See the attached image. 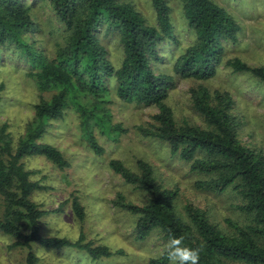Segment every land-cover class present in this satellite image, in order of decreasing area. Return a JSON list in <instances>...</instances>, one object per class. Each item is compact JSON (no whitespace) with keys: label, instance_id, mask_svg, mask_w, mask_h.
Wrapping results in <instances>:
<instances>
[{"label":"trees","instance_id":"obj_1","mask_svg":"<svg viewBox=\"0 0 264 264\" xmlns=\"http://www.w3.org/2000/svg\"><path fill=\"white\" fill-rule=\"evenodd\" d=\"M45 1L64 26L61 41L51 55L32 36L35 2L0 0V61L9 52L25 63L27 75L40 93L34 116L16 142L6 126L0 125V232L15 238L14 244L27 247L25 264L38 262L31 243L53 250L75 248L92 260L121 253L86 242L82 232L75 241L42 235L40 219L46 211L31 199L42 186L30 178L31 172L22 162L24 156L36 154L59 169L69 165L57 148L38 142L48 120L61 117L66 108L77 113L80 130L97 154L103 148L97 143L94 129L113 140L125 133L127 130L120 124L111 122L110 79L116 84L115 95L120 101L157 108L151 125L136 126L137 131L167 143L172 155L189 163L190 170L202 176L194 183L197 189L217 195L234 193L239 203L233 207L245 219L241 224L227 218L223 229L193 204L179 210L177 189L162 187L148 162L138 159L139 172H134L120 160L111 159L110 168L148 196L142 205L124 203L122 197L116 201L136 216L135 238L144 240L152 232H158L167 242L170 237H182L185 245L200 248L198 264H264V151L239 140L234 100L227 91H210L202 85L191 90V101L202 116L203 126L174 119L165 102L174 77L156 73L153 67L163 61L159 54L162 44L180 46L167 1L150 0L154 23H149L127 0ZM180 2L195 39L175 54L174 73L208 80L222 65L232 72L249 73L264 83V66L225 57L226 46L237 44L241 31L229 11L212 0ZM99 29L116 33L123 50L118 66L108 58L97 36ZM71 207L82 221L85 212L77 198H73ZM149 264H168L166 251Z\"/></svg>","mask_w":264,"mask_h":264},{"label":"rangeland","instance_id":"obj_2","mask_svg":"<svg viewBox=\"0 0 264 264\" xmlns=\"http://www.w3.org/2000/svg\"><path fill=\"white\" fill-rule=\"evenodd\" d=\"M35 2L33 15L35 29L33 38L51 55L55 44L61 41L64 26L59 22L45 0ZM129 1L149 23L155 22L150 0ZM175 33L180 46L162 44L159 54L163 61L153 64L156 73L173 75L174 85L169 90L166 104L171 108L174 119L203 126L202 116L195 111L191 101V90L205 86L210 91H227L234 100L233 113L239 122L238 138L244 144L264 151V83L249 73L232 72L219 66L215 76L208 80H197L174 73L172 64L175 54L191 44L195 35L186 25L180 0H166ZM229 11L240 24L238 42L227 45L225 57H239L252 66H264V0H212ZM100 37L113 65L118 66L123 50L116 33L99 29ZM8 54V55H7ZM0 61V125H5L14 142L24 134L26 125L34 116V105L40 93L32 77L27 75L25 63L7 52ZM112 92L108 107L111 122L120 124L127 131L113 140L94 129L101 154L95 153L83 136L79 118L71 108H66L61 117L49 119L45 132L38 139L57 148L69 165L59 169L43 155H26L22 162L30 178L39 182L42 189L36 190L31 199L46 211L40 219V232L45 236L78 239L82 232L85 241L94 246L106 245L121 253L108 258L92 260L84 251L75 248L47 249L31 243L38 257L37 264H149L166 251L167 241L158 232H152L144 240L135 238L136 216L116 203L142 205L147 194L127 183L109 166L111 159L120 160L126 167L139 172L137 160L148 162L157 182L164 188H176L177 207L193 204L205 210L215 224L223 229L225 219L244 223L245 219L233 207L239 203L237 196L214 194L197 189L195 181L202 176L192 172L189 163L172 155L167 143L157 138L142 136L136 126L151 125L157 113L154 105L127 103L115 95L116 84L109 80ZM2 86V87H1ZM48 97L49 94H44ZM73 198L84 208V219L78 220L72 210ZM2 200L0 199V213ZM15 238L0 232V264H25L27 247L16 245Z\"/></svg>","mask_w":264,"mask_h":264},{"label":"clouds","instance_id":"obj_3","mask_svg":"<svg viewBox=\"0 0 264 264\" xmlns=\"http://www.w3.org/2000/svg\"><path fill=\"white\" fill-rule=\"evenodd\" d=\"M166 254L168 264H198L200 248L185 245L182 237H170Z\"/></svg>","mask_w":264,"mask_h":264}]
</instances>
